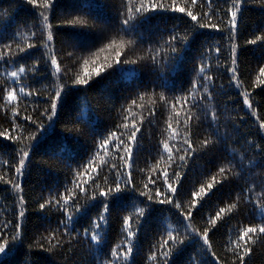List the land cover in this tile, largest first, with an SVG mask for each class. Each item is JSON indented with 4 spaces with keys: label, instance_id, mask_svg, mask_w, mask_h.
Returning <instances> with one entry per match:
<instances>
[{
    "label": "trees",
    "instance_id": "1",
    "mask_svg": "<svg viewBox=\"0 0 264 264\" xmlns=\"http://www.w3.org/2000/svg\"><path fill=\"white\" fill-rule=\"evenodd\" d=\"M46 2L50 8L42 6ZM140 2L0 0V242L8 241L0 264H240L229 250L232 242L242 229L264 226V85L256 80L264 67V39L249 43L264 38V0H241L232 30L231 0H196L195 5L150 0L164 7L124 25L130 3ZM176 34L187 40H178L172 52L166 42ZM53 57L59 74H54ZM19 67L26 71L11 78ZM85 69L88 83L76 84ZM8 90H15L17 99L5 106ZM245 94L251 107L244 103ZM133 124L139 131L129 141ZM117 137L130 145V156L114 149ZM106 139L107 151L100 148ZM162 141L168 142L173 160ZM21 149L28 156L17 173ZM177 172L179 179L173 175ZM118 174L121 191L101 196L115 186ZM74 181L86 192L75 190L67 213L55 204L40 208L53 197L67 196ZM201 187L205 194L194 196ZM166 198L171 203H160ZM232 204L236 207L227 211ZM221 208L226 211L210 225ZM137 209L144 210L143 216ZM69 214L71 222L62 223ZM125 217L135 232L130 238ZM205 230L208 244L202 238ZM169 232L177 239L169 240L164 257L161 244ZM93 233L98 241L91 240ZM249 235L256 242L248 245L244 264H264V235ZM127 248V260L112 256L113 249L124 253Z\"/></svg>",
    "mask_w": 264,
    "mask_h": 264
},
{
    "label": "snow or ice",
    "instance_id": "2",
    "mask_svg": "<svg viewBox=\"0 0 264 264\" xmlns=\"http://www.w3.org/2000/svg\"><path fill=\"white\" fill-rule=\"evenodd\" d=\"M27 2L29 4H35L36 3V0H27ZM240 2H241V0H231V5H230V9H229V11H230V19H229V22H228L229 30H232V29H234L236 27V23H237V12H238L239 7H240ZM191 3L193 5H195L196 4V0H191ZM209 3H211V0H209ZM42 6L45 7V8H50L51 7V3L46 2ZM163 7H164L163 4L152 3V2H150V0H149V2H145V0H141V2L139 4L134 5V6L131 5V3H130V6L128 7V13H129V15H128V17L122 23L124 25H128L130 23V21L136 19L137 16H141V17L144 16L145 13L148 10H155L157 8H161L162 9ZM232 9H235V10H232ZM173 10L178 11V12H181V13H184L185 12V8L184 7H175V6H173ZM39 15L43 18L44 21H47L48 20V16L44 12H40ZM187 15L190 16L193 21H196L197 20V16L196 15H193V13L191 11H188L187 12ZM204 15H207V13H205ZM209 19H211V17H209ZM75 22H79V21H75ZM45 26L47 27V25H45ZM199 26L202 27V28L203 27H212V28H216L217 27L214 24H208V25H206L204 23H200ZM33 35H34V33H33ZM47 39L49 41L52 40V36H51L50 33L48 34ZM261 39H264V38L257 37L255 40L249 41V43L255 44L258 40H261ZM178 40L186 42L187 38L186 37H181V36H179V34H176V35L171 36L170 39L166 42L171 47V51L172 52H176L177 49L175 47V43ZM115 43H116V41L113 40L106 47H111ZM121 43L123 44L124 42L121 41ZM127 43L128 44H132L134 42L133 41H128ZM5 48L10 50L11 49V46L10 45H6ZM20 50L23 51L22 48ZM234 51H235V46H233V52ZM2 58H3V55L0 54V59H2ZM153 59H155V57ZM132 62L134 63L135 61H132ZM51 63H52V65L55 66V72H54V74H59L60 73V67L57 64V61H56V59L54 57L51 59ZM118 63H119V61H118ZM125 63H128V61L126 60ZM232 63L233 64L236 63V61H235L234 58L232 60ZM87 64H88V61L87 60H84V65L86 66ZM25 71L26 70H25L24 67H19L16 71L10 72L9 73V76L11 78L15 79L20 74L24 73ZM204 71H205V68L203 66H201L200 67V72L203 73ZM232 72H233V78L236 79V69L233 68L232 69ZM97 74H99V70H97ZM88 75L89 74H88L87 70L85 69L84 74L83 75H79L78 74L76 76V79H75L74 82L76 84L85 85V84L88 83V80L85 79V77L88 76ZM261 77H264V67H261L259 69V74L256 77V80L259 82V84L264 85V79H261ZM205 79L206 80H210L211 77L205 76ZM237 86H239V85H237ZM204 87H205V91H207V86L205 85ZM195 88H196V85L194 84L193 85V89L191 91L194 92L195 91ZM19 92L23 93L24 92V88L21 87L19 89ZM59 96H60V90H58L56 92L55 98H58ZM55 98L53 100V103L51 104V108H52L53 112L56 109ZM16 99H17L16 91L15 90H8L7 91V96H6V99H5V106H7V104L11 103L12 101H15ZM140 99H143V97H141ZM160 99L163 100L164 97L161 96ZM177 102L179 103L180 101L178 100ZM184 102L185 103L187 102L186 98H185ZM135 103L136 102L133 101V104H135ZM244 103L246 105H248L249 107H251V104L249 103L247 94L244 95ZM173 110H175V106L174 105H173ZM126 119H127V117H126ZM188 119H191V117L189 116ZM187 122H188V120L186 119L184 121L185 125H187ZM123 127L127 129L128 128V125L127 124H124ZM168 127H169V129L172 128L171 123L168 124ZM260 127L261 128H264V122L261 123ZM133 128H134V130L131 131L130 135L127 137V139L129 141H135L136 134L139 131V128H136L135 127V124H133ZM111 135L112 136H115V133H113ZM169 138L170 139H174L175 137L174 136H170ZM108 143H109V140L106 139L104 142L101 143L100 148L101 149H104L105 151H107L106 146H107ZM184 143L185 144H188V148L189 149L191 148V144L189 143V141L187 139H185ZM204 143L206 144L207 141H205ZM162 145H163L164 152H166L168 154V160L169 161L173 160L174 157L172 155V150L169 147L168 142L167 141H162ZM113 147H114V149L120 150L123 153L127 154V156H130L131 147H130V145L128 143H125V141L123 139H120L119 137H117V143H115L113 145ZM21 153H22V156H21V159H20V162H19L20 163V167H17L16 168V172L17 173H20L21 172V168H22V166L25 163V158H27V156H28V152L25 151V150H23V149H21ZM97 156H99V153H97ZM95 158L96 157H94V159ZM120 159L121 160H124L125 163L128 162L126 156H124V155H122L120 157ZM163 159H164V157L161 156V160H163ZM179 159L180 160H184L185 157L184 156H179ZM102 163H107V162L106 161H102ZM158 166H159V163L156 166H154V169L153 170H155V167H158ZM112 167H116V165H112ZM224 172H225V169L224 168H220L219 169V174H223ZM77 175L80 176L81 173H78ZM163 175H164V178H165V183H167L168 182V173H167V171H164ZM173 175H174V177L176 179H179V173L178 172L177 173H174ZM213 180H215V178H213ZM83 183L86 184L87 181H84ZM149 183H155V181L149 179ZM73 184H74L73 189H66V192L68 193L67 196L61 195L59 199H57L56 197H53L50 200L46 201L45 204H41L40 205V208L43 209L46 205L55 204L57 206L63 207L64 208V211L67 213L68 212L67 205L69 203V200L72 199L73 197H75V195H76V191L75 190L77 188H79L80 192H86V189L82 186L81 183H79L77 181H74ZM105 184L107 185V180L106 179H105ZM14 186L17 189L20 188V185L18 183L15 184ZM96 187L99 188V185H96ZM145 187L147 188L148 187V184H145ZM168 187H169V189L172 192H175L176 191V189L173 188L171 184H168ZM207 188L208 189H211L212 188V184L209 183L207 185ZM119 191H121V185H120L119 174H118V179H117V181L115 183V186L114 187L109 186L107 191L100 192L99 194L101 196L108 197L113 192H119ZM144 194H146V193H142V195H144ZM201 194H205V188L204 187H201L198 192L193 193L194 196H201ZM157 195H159V191H157ZM91 198L94 199L95 198V194H93ZM148 198L151 200L152 199V196H149ZM165 202L171 203V200L166 198L165 200H161L160 201V203H165ZM21 203H23V198L22 197H21ZM176 207L179 208L180 205L177 204ZM235 207H236V205L235 204H232V205L228 206L227 211L230 212ZM103 208H104V212H107L108 205L105 203L103 205ZM76 210L79 211L78 208ZM225 211L226 210L224 208H221L219 210V212H217V214H216V216L214 218H210L209 219V224L212 225V226H214L216 224V221L220 219L221 214L224 213ZM261 213H262V215H264V208L261 209ZM23 214L24 213L21 212L20 213V216H23ZM136 214L138 216H143L144 210L143 209H137L136 210ZM189 215H190V213H189ZM185 218L187 219V217H185ZM71 219H72V217L69 214V215H67V221L66 222L62 221V223H70L71 222ZM104 219H105L104 215L101 214L99 216V220L100 221H103ZM130 219H131L130 217H125V219H124L125 231L127 232V237H129V238L130 237H133L135 235V232L131 228ZM99 226L100 225L98 223L95 224V227L96 228H99ZM85 231L87 232V230H85ZM257 233L264 235V226H258V227L249 226L247 228H244V229L241 230V233L238 235L237 240L234 241V242H232L233 243V246L230 247L229 250L230 251H233L236 254L237 258L240 261V264H244V256L247 255L248 253H250V251H251V248L248 247V245L250 243H255L256 242V240L254 239L253 235H249V234H257ZM202 238L204 240V243L205 244H208V232H207V230H205V232L203 233ZM258 238H259V236H256V239H258ZM12 239L15 240L16 239V236H13ZM176 239L177 238L174 237L171 232L168 233V238L165 239L163 241V243L161 244V248L166 249L165 251L161 252V255L162 256L167 257L169 255V251L167 250V245L169 243V240H172V242L175 243L176 242ZM91 240L92 241H98V234L93 233L91 235ZM7 245H8V241L6 239H4L3 242H0V253L6 255ZM117 247L119 248V246H117ZM130 252H131V248H127L124 253H118L117 249H113L112 250V256L114 258H119L120 256H123V258L125 260H127L128 254ZM149 259H155V256H151V257H149ZM109 264H112V262H109ZM165 264H167V261H165Z\"/></svg>",
    "mask_w": 264,
    "mask_h": 264
}]
</instances>
